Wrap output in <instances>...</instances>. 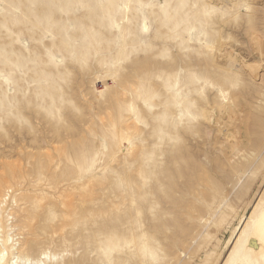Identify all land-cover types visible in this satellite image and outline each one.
Here are the masks:
<instances>
[{
	"label": "rangeland",
	"instance_id": "rangeland-1",
	"mask_svg": "<svg viewBox=\"0 0 264 264\" xmlns=\"http://www.w3.org/2000/svg\"><path fill=\"white\" fill-rule=\"evenodd\" d=\"M0 264H264V0H0Z\"/></svg>",
	"mask_w": 264,
	"mask_h": 264
}]
</instances>
